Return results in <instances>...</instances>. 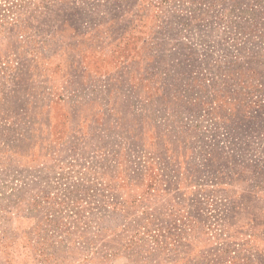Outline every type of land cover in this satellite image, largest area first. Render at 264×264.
Listing matches in <instances>:
<instances>
[{"label":"rangeland","instance_id":"1","mask_svg":"<svg viewBox=\"0 0 264 264\" xmlns=\"http://www.w3.org/2000/svg\"><path fill=\"white\" fill-rule=\"evenodd\" d=\"M0 264H264V0H0Z\"/></svg>","mask_w":264,"mask_h":264}]
</instances>
